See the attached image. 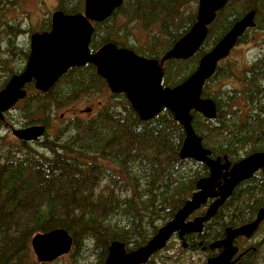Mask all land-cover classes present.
<instances>
[{"label": "trees", "instance_id": "16d2710c", "mask_svg": "<svg viewBox=\"0 0 264 264\" xmlns=\"http://www.w3.org/2000/svg\"><path fill=\"white\" fill-rule=\"evenodd\" d=\"M5 2L0 0V20L10 39L12 28L3 19L4 7L10 3ZM80 2L78 9L61 10L80 11L84 0ZM192 2L123 0L111 16L94 24L90 50L115 42L144 56L160 58L195 23L197 12ZM263 7L264 0H228L209 24L207 36L193 56L164 62L163 85L173 87L184 81L197 68L200 58L248 11H256L255 28H264L259 22ZM124 17L149 32H158L150 33L145 41L151 46L149 50L138 52L136 45H128L111 25L110 19L117 22ZM163 38L165 46L161 45ZM8 52L11 45L4 54ZM9 58L0 55V90L13 74L20 72L7 67ZM247 71L243 89L210 90L220 76L219 63L202 90L203 97L215 101L216 118L208 119L192 111L194 130L211 150V156L227 155L231 163L264 151V52ZM91 79L107 86L92 63L71 69L47 92L28 84L23 99V126L43 124L47 128L49 118L42 115L59 107L62 99H75ZM63 81L65 86L59 88ZM114 95L120 98V108L107 104L90 120H71L59 135L40 142L39 147L48 149L44 152L30 146L25 151L0 150V264H104L112 241L123 242L127 251L146 244L192 196L197 182L209 175L204 163L180 157L186 132L169 109L143 121L125 93ZM4 122L6 117L0 119V129ZM261 207L264 175L257 172L234 189L216 215L204 224L202 232L185 235L187 248L182 247L183 252L203 250V246L209 251V244L221 239L226 227L249 222ZM55 228H64L71 234L73 247L62 258L39 263L32 252L31 238L37 232ZM210 251L213 255L214 251ZM158 252L145 264H153ZM251 253L234 264H250ZM182 257H167L164 262H181Z\"/></svg>", "mask_w": 264, "mask_h": 264}, {"label": "water", "instance_id": "95a60500", "mask_svg": "<svg viewBox=\"0 0 264 264\" xmlns=\"http://www.w3.org/2000/svg\"><path fill=\"white\" fill-rule=\"evenodd\" d=\"M227 1L199 0L195 23L160 58L138 54L115 42L104 43L93 52L90 50L93 22L107 19L123 0H85L84 13L67 14L57 10L52 14L50 31L31 35V51L25 68L12 75L0 90V119H4V113L25 98L28 83L34 81L37 90L46 92L70 67L92 63L113 93L126 94L141 120L153 118L164 108L169 109L186 132L180 157L202 162L209 168V175L197 182V189L192 196L146 244L127 251L123 242L114 240L109 245L104 264L147 263L167 245L172 236L177 234L183 240L187 234L202 232L204 224L216 215L242 181L250 179L259 170L264 174V151L253 152L233 164L227 155L214 158L192 125V111L208 119L216 118L215 101L210 97H202L204 84L215 73L219 61L230 54L244 32L256 25L254 9L235 22L200 58L197 68L184 81L173 87L162 83L164 62L171 58L188 59L193 56L203 44L209 24ZM87 111L91 109L87 108ZM45 131L42 124L12 129L14 136L24 141L38 140ZM210 199L213 201L208 203ZM203 205H206L205 211L191 219L192 214ZM263 220L264 207H261L250 222L226 227L225 237L209 244L211 250L221 251L209 257L206 264H233L240 258L237 256L233 259L239 250L234 240L240 236L251 237ZM73 242V237L66 229L55 228L34 234L31 248L39 263H49L68 254ZM182 244L183 247L187 246L185 240Z\"/></svg>", "mask_w": 264, "mask_h": 264}, {"label": "rangeland", "instance_id": "374dc122", "mask_svg": "<svg viewBox=\"0 0 264 264\" xmlns=\"http://www.w3.org/2000/svg\"><path fill=\"white\" fill-rule=\"evenodd\" d=\"M79 2L80 0H6L5 3H10V5L4 7L3 19L10 23L12 33L10 35L11 38L9 39L8 36L4 34L5 25H2V21L0 20V45L2 49L0 55L10 57L6 64L7 67L15 72L22 71L26 65L27 60H25V52L30 47L31 35L40 32L41 29L45 28L55 11L58 9H78L81 6V2L78 4ZM192 5H194L197 12L199 0H193ZM260 12L259 22L260 24H264V7L261 8ZM125 19L126 18L124 17L123 20L121 19L122 21L119 19L117 22L110 19V23L116 30L120 31L122 39L128 45H136L135 49L138 52L142 53L144 50H149L151 46L146 42L151 36L150 33L158 32H149L142 26L130 23ZM123 23H125V25ZM121 28L124 29L121 31ZM162 40L161 45L165 46V39L163 38ZM10 45L11 52H8L9 54H4V51L10 49ZM166 48L167 47L163 49L165 50ZM263 52L264 28L259 26L248 29L245 39L238 42L230 54L220 62V76L214 80L210 90H218L222 87L235 88L238 90L243 89L246 85L245 78L246 73L248 72L247 70ZM64 81L58 85L59 88L65 86L66 82ZM93 81L94 80L92 79L89 80L85 91H81V94L79 93L80 95L78 94L75 99H62V101H59V104H61L59 107L56 105L50 110L51 113H48L47 116L42 115L45 118H49V125L46 128V132L38 140L30 141L27 145L23 143L24 141L14 136L11 130V127L12 129L24 127L23 124L26 122L23 118L25 115L23 109L25 107V101H19L11 110L6 111L5 113L6 122H4L2 129H0V150L14 148L23 149L25 151L28 149L27 146H30L33 149H38L41 152H44L48 149L45 147H39L41 146L40 142L50 140L59 135L62 129L70 123L71 120L77 119L81 122L90 120L107 104L120 108V98L114 95L116 93H113L108 85L106 86L102 82L96 83ZM58 100L59 98L55 99L52 104H56ZM241 102L242 101L240 100V103ZM91 107L93 109L92 114L83 112ZM205 209L206 208L203 207L201 210L196 211L191 218ZM244 242L245 241H242L246 246L243 247L244 249L248 248L250 245L257 247V250L251 253L253 263L264 264V221L253 238H251L249 242ZM211 254L210 250L204 251L202 249H199L198 251L188 250L183 252L178 235H174L167 243V246L153 257V264H206L208 256ZM178 255H181V257L183 256L182 258L184 260L181 262H164V260L168 261L167 257L177 258ZM34 256L38 262L35 254Z\"/></svg>", "mask_w": 264, "mask_h": 264}, {"label": "flooded vegetation", "instance_id": "af4514ba", "mask_svg": "<svg viewBox=\"0 0 264 264\" xmlns=\"http://www.w3.org/2000/svg\"><path fill=\"white\" fill-rule=\"evenodd\" d=\"M84 10H85V8H83L82 10H80V11H76V12H66V11H64V13H67V14H75V13H84ZM94 24H95V22H94ZM52 29V17H51V19H50V21L48 22V24H47V26L45 27V28H43V29H41L40 30V32H44V31H50ZM248 31V30H247ZM246 31V32H247ZM245 32V33H246ZM244 33V34H245ZM103 45V44H102ZM101 45V46H102ZM119 46V45H118ZM122 47V46H121ZM99 48V47H98ZM97 48V49H98ZM97 49H95V50H97ZM94 50V51H95ZM30 51H31V42H30V47H29V49H28V55H27V60H28V58H29V54H30ZM27 62V61H26ZM86 64H88V63H86ZM86 64H84V65H86ZM84 65H82V66H80V67H83ZM74 68H76V66L75 67H70L67 71H66V73H64L59 79H61L65 74H67V73H69L70 72V70L71 69H74ZM98 74V73H97ZM58 79V80H59ZM57 80V81H58ZM56 81V82H57ZM33 82V81H32ZM31 83V82H30ZM55 85V84H54ZM53 85V86H54ZM52 86V87H53ZM91 109V111H87V112H85V111H83V112H85V113H90V114H92L93 113V109H92V107L90 108ZM11 130H12V127H11ZM259 172H261L260 170H259ZM243 182V181H242ZM213 201V199H210L209 201H208V203H211ZM260 209V208H259ZM259 211V210H258ZM257 215V214H256ZM256 215H255V217H256ZM254 217V218H255ZM253 218V219H254ZM192 219V218H191ZM252 219V220H253ZM251 221V220H250ZM249 221V222H250ZM262 223H263V221L259 224V226H258V229L260 228V226L262 225ZM242 225V224H241ZM258 229L252 234V236L251 237H245V236H240V237H237L235 240H234V244L236 245V246H238L239 247V250H238V253L233 257V259H235L238 255H240V258H242V257H246V255L247 254H249V252H253V251H256L257 250V247L256 246H252V245H250V246H248V248H246V249H244L243 247H246L245 246V244H243L242 243V241H245V242H249L250 241V239L251 238H253V236L256 234V232L258 231ZM225 237V235L222 237V238H224ZM221 238V239H222ZM183 240H185V239H183ZM183 240H179L180 242H181V245L183 246V244H182V241ZM219 240V239H218ZM244 242V243H245ZM184 248H187V247H184ZM203 250H207V248H204V246H203ZM214 251V254L213 255H209L208 256V258L209 257H212V256H214V255H216V254H218L220 251H221V249H216V250H213ZM239 258V259H240ZM252 258V257H251ZM253 260H250V264H253V262H252Z\"/></svg>", "mask_w": 264, "mask_h": 264}]
</instances>
